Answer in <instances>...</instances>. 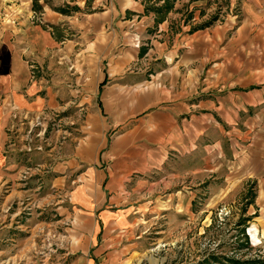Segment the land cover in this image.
<instances>
[{"label": "crops", "instance_id": "crops-1", "mask_svg": "<svg viewBox=\"0 0 264 264\" xmlns=\"http://www.w3.org/2000/svg\"><path fill=\"white\" fill-rule=\"evenodd\" d=\"M143 6L140 0H0V184L15 176L13 158L3 153L14 114L68 107L92 115L87 137L52 169L55 187L64 197L55 207L57 222L68 221L70 226L73 264H124L137 253L135 241L148 232L159 205L173 209V224L180 211L191 207L185 187L184 192L167 193L162 201L160 194L169 187L164 184L168 175H208L205 144L202 164L194 171L190 163L194 132L196 138L209 129L223 135L220 129H234L240 114L253 109L247 124L264 129V0H245L238 24L205 27L197 41L187 40V22L178 26L185 34L179 41V34H173L172 54L163 58L171 67L172 103L131 124L135 110L128 105V95L119 96L118 108L111 110L112 88L101 87L138 60L129 52L138 49L142 34L156 28L148 44L160 50L167 43L156 34L177 27L170 17L155 24ZM178 49H184L182 56L177 57ZM160 71L159 77L164 74ZM195 79L200 80L198 90L192 89ZM177 81L184 86L178 87ZM196 93L200 98L194 102ZM97 95L107 99L101 116ZM163 99L161 95V104ZM153 100L144 97L134 104L143 102L147 110ZM114 129L122 131L107 140ZM216 147L220 149L218 141ZM178 161L184 162L183 169L175 171L172 166ZM260 163L252 169L263 176Z\"/></svg>", "mask_w": 264, "mask_h": 264}, {"label": "rangeland", "instance_id": "rangeland-1", "mask_svg": "<svg viewBox=\"0 0 264 264\" xmlns=\"http://www.w3.org/2000/svg\"><path fill=\"white\" fill-rule=\"evenodd\" d=\"M244 1L172 0L171 8L161 22L165 17L174 18L177 27L175 29L173 25L170 30L156 34L161 43H167L166 48L163 44L160 50L149 48L148 42L156 28L148 27L136 45L138 49L129 52L130 57L138 60H133L114 75L119 78L109 79L101 87L102 90L112 88L111 110L115 112L118 108L116 99L119 96L123 99L128 95V105L135 110L128 121L131 124L132 120L156 107L172 103L174 93H169L171 82L168 80L171 67L163 63V58L172 54L173 34H179L178 41L185 34L178 26L187 22L191 26L187 40H200L205 27L238 24ZM157 4L161 5V1ZM228 32L231 33V29ZM183 51L178 49L177 57L182 56ZM199 52L194 48V54ZM159 71L164 72L161 77L157 75ZM177 82L178 87L184 86V81ZM186 84L189 87L191 82ZM199 88L200 80H193L192 89ZM161 95L165 98L162 104L159 101ZM144 97L154 99L147 110L143 102L134 104ZM199 98L196 93L192 100L195 102ZM106 101L97 95L95 104L100 116L102 106L106 108ZM253 114L254 109L241 113L240 122L234 129H220L223 135L209 129L196 138L194 132L196 149L190 163L194 171L202 164L200 158L205 155L202 149L205 144L209 150V159L205 162L208 175L166 176L164 184L168 182L169 187L161 189L160 201L166 199L167 193L184 192L185 187L192 197L191 207L187 212L180 211L182 215H177L179 219L173 224V209L166 211L159 205L160 211L156 209L158 213L146 226L148 232L135 241L137 253L131 254L124 264H199L209 254L224 256V264L226 258L264 261V175H256L252 169L260 161L259 167L264 168V129L247 124V118ZM11 119L3 153L13 158L15 176L10 183L0 184V264H73V253L69 251L72 238L67 235L70 226L68 221L65 224L57 222L55 207L58 201L63 202L64 197L63 192L55 187L52 169L59 159L71 155L78 140L87 137L92 115L84 108L65 107L17 113ZM122 130L108 131L106 139L114 138ZM217 141L220 149L216 147ZM183 163L178 161L172 166L173 170L183 169ZM164 166L169 167L168 161ZM74 174L68 175V184ZM137 234L140 236V232Z\"/></svg>", "mask_w": 264, "mask_h": 264}, {"label": "trees", "instance_id": "trees-1", "mask_svg": "<svg viewBox=\"0 0 264 264\" xmlns=\"http://www.w3.org/2000/svg\"><path fill=\"white\" fill-rule=\"evenodd\" d=\"M143 3L144 13H152L154 15V23L157 24L161 22L162 18L171 8L172 0H140ZM161 1V5L157 4ZM141 53L138 54V56ZM224 256L220 257L218 255L209 254L207 258H203L199 264H224ZM226 264H264V261L257 260H245L239 261L235 259L226 258Z\"/></svg>", "mask_w": 264, "mask_h": 264}]
</instances>
